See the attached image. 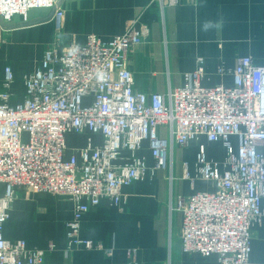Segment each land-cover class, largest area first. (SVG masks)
Wrapping results in <instances>:
<instances>
[{
    "label": "built area",
    "instance_id": "1",
    "mask_svg": "<svg viewBox=\"0 0 264 264\" xmlns=\"http://www.w3.org/2000/svg\"><path fill=\"white\" fill-rule=\"evenodd\" d=\"M161 8L178 0H155ZM59 0H0V20H29L33 9L54 10ZM148 35L145 26L131 24L123 34L103 39L90 34L84 43L46 50L40 66L25 77L24 97L13 102L11 67L5 69L0 92V264H46L45 250L29 248L24 238L8 239L18 189L61 195L74 203L66 222L69 248H93L81 236V222L103 198L118 205L123 189L149 172L139 152L144 143L166 168L173 144L187 146L204 135L211 142L239 138L237 150L227 146L225 169L197 155L199 176L214 183V191L178 198L183 213V250L220 264H263L250 259L252 225L264 222V65L253 57L239 60L232 85L205 87L200 60L185 75V84L167 94L134 89L127 65L129 49ZM224 70L222 69L221 72ZM167 128V136L159 128ZM89 133L84 145H70L69 135ZM93 135L103 141L96 144Z\"/></svg>",
    "mask_w": 264,
    "mask_h": 264
},
{
    "label": "crops",
    "instance_id": "2",
    "mask_svg": "<svg viewBox=\"0 0 264 264\" xmlns=\"http://www.w3.org/2000/svg\"><path fill=\"white\" fill-rule=\"evenodd\" d=\"M59 7L64 10L60 31L48 9L31 10L28 21L16 16L11 23L0 22V92L6 90L4 70L10 65L14 103L23 99L24 76L37 69L48 44L57 39L61 46L84 43L90 34L111 39L133 23L148 30L127 58L139 92L167 94L183 86L185 75L200 60L206 70L205 87L232 85V70L245 56L264 65V0H178L164 8L155 0H59ZM23 61L32 63L27 67ZM159 134L167 136V128L160 127ZM88 135H69L67 141L73 145L77 139L84 145ZM93 139L96 144L103 141L100 135ZM228 144L237 150L239 138L211 142L201 135L187 146L173 144L167 167L156 168L145 142L139 154L147 161L148 175L123 189L120 204L103 198L84 214L81 236L93 240V248H69L66 222L73 216L74 203L67 198L18 202L5 235L45 250L46 264H220L216 255L183 250V213L175 206L180 196L215 190L213 182L199 176L197 155L203 148L207 159L224 170ZM259 151L264 154V146ZM19 215L28 221L25 226ZM32 224L37 225L34 230L29 229ZM251 234L250 259L264 264V222L252 225Z\"/></svg>",
    "mask_w": 264,
    "mask_h": 264
},
{
    "label": "rangeland",
    "instance_id": "3",
    "mask_svg": "<svg viewBox=\"0 0 264 264\" xmlns=\"http://www.w3.org/2000/svg\"><path fill=\"white\" fill-rule=\"evenodd\" d=\"M58 7H59V5H58ZM49 10V9H48ZM58 11H59V15H55V13H54V23H55V26H56V29L58 30V31H60L61 30V28H62V19H63V17H64V10L61 8V7H59V9H58ZM15 18V17H14ZM123 34V33H122ZM115 37V36H114ZM64 47H66V46H61V43H60V41L57 39V40H54L53 42H51L50 44H48L46 47H45V50H44V54H45V52H46V50H48V49H58V50H62V49H64ZM43 59V58H42ZM42 61V60H41ZM24 62V64L25 65H27V67L28 66H30L31 65V61H28V62H26L25 63V61H23ZM41 64V63H40ZM40 64H39V66H40ZM38 66V67H39ZM6 67H11L10 65H7ZM6 67H5V69H6ZM37 67V68H38ZM12 68V67H11ZM37 70V69H36ZM13 71V70H12ZM34 72V71H33ZM32 72H30V73H27L25 76H24V80H25V77L26 76H28V75H30ZM14 75V74H13ZM13 81H14V76H13ZM13 82H11V84H12ZM11 84H10V86H11ZM3 85H4V87H6L5 86V70H4V83H3ZM9 86V87H10ZM24 86H25V82H24ZM8 87V88H9ZM8 88H6V89H8ZM13 98H14V95H13ZM80 143H82L81 141H79V140H75L74 141V144H80ZM59 198H66V197H64V196H61V195H56V194H52V193H45V192H39V191H35V190H26V189H23V188H21V189H18V191H17V193H16V197L14 198V200L12 201V208H11V211H10V213H15V209H16V205L18 204V202H32V203H38V202H40V199H47V200H51V199H59ZM18 214V213H17ZM20 216V215H19ZM12 218V217H11ZM10 218V219H11ZM19 220V222L23 225V226H25L26 224L25 223H27L28 221L27 220H25V218H21V216H20V218L18 219ZM36 224H34V226H33V224H32V226L31 227H29V229H31L32 228V230H34L33 228L35 227L36 228Z\"/></svg>",
    "mask_w": 264,
    "mask_h": 264
},
{
    "label": "water",
    "instance_id": "4",
    "mask_svg": "<svg viewBox=\"0 0 264 264\" xmlns=\"http://www.w3.org/2000/svg\"><path fill=\"white\" fill-rule=\"evenodd\" d=\"M53 11V13H54V10H52ZM0 22L3 24L4 22L2 21V20H0Z\"/></svg>",
    "mask_w": 264,
    "mask_h": 264
}]
</instances>
